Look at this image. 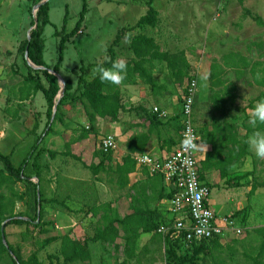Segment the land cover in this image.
Here are the masks:
<instances>
[{
    "label": "rangeland",
    "instance_id": "374dc122",
    "mask_svg": "<svg viewBox=\"0 0 264 264\" xmlns=\"http://www.w3.org/2000/svg\"><path fill=\"white\" fill-rule=\"evenodd\" d=\"M48 1L50 23L44 26L42 33L43 57L48 65L53 66L57 61L60 37L63 33L70 32L78 22L83 0ZM85 2L86 11L79 32L64 43L59 69L61 76L74 79L79 75L81 66H88L90 70L91 65L97 64L90 62H99L105 56L107 48L121 30L130 34L143 33L152 37L162 52L174 58L175 64L179 62L183 71L182 75L170 73L171 77L166 80L169 85L167 92L170 95V105L180 100L182 92L180 86L186 83L189 75L198 72L196 105L206 110L203 103L207 101L208 94V66L213 62L220 64H224L226 60L230 62L237 54H241L247 59L249 66H254L252 72L247 71L244 75L252 85H245L243 78L237 80L236 74L231 70L226 75L230 81L236 83L234 93L237 102L228 100L224 114L215 113L223 133L227 136L222 154H229L230 149L236 147L231 134H236L235 137L241 141L242 135L246 133L245 125L250 128L248 136L254 131L248 120L256 101L253 105L247 103L264 90V25L257 24L250 15L244 13V10L248 9L252 14L260 16L264 22V0H242V2L154 0L153 6L158 11V22L155 27L132 29L129 27H133L134 21L145 13L146 5L126 3L123 0H85ZM34 5L31 0H0V128H5V136L0 137V151L4 154L12 152L11 161L15 166H18L27 155L35 141V139L30 140V135L25 134L23 118L20 120L17 118L21 110L17 109L15 104V93L20 91L16 87L17 84L11 85L21 80L20 72L26 70L22 53L18 48L21 41L27 38L28 29L33 26L31 20L34 19ZM184 61L187 63L185 70ZM142 65L149 68L148 63L143 62ZM151 70L158 82L165 80V73L160 72L156 66ZM257 72L261 75L260 79H256ZM41 77L43 78V75ZM140 80L143 79L140 77ZM35 102L46 104L41 91L36 92ZM60 107L58 105L52 123L56 121ZM176 108L179 110V105ZM79 125L84 126L82 123ZM257 130L264 131V127H257ZM228 169V176L220 183L224 191L212 187L210 203L219 215L229 214L249 205L245 218L246 229L244 228L237 239L225 242L221 247L209 244L200 254L197 264H254L252 258H258L264 264V252H260L261 238L255 231L256 228L264 226V160L258 159L249 150V154L244 156L243 160H231ZM245 172L251 173L244 175ZM27 174L31 176L33 172L28 170ZM32 181L37 180L32 178ZM33 183L23 179L15 184L16 190L23 194L24 198L16 201L14 213L21 214L23 218L36 216ZM252 184H256V189L249 195ZM39 185L42 188L41 184ZM95 204L96 202L92 206ZM95 211L91 209L92 215L89 216L90 224L95 227L90 230L91 226H89L90 228L85 231V240H78L88 252V257L70 264H118L123 259L127 264H171L165 256L163 236L157 230L147 233L138 232V237L134 239V248L131 249L132 255L128 258L124 251L128 248L124 244L128 232H124L122 228H119V236L114 243L91 241L96 226L102 227L108 221L107 218L101 217L99 210ZM110 212L108 218L117 216L116 212ZM78 216L80 215L76 217ZM49 217L51 222L47 227L49 229L34 227L33 224L37 223V219L33 224H8L4 227L6 242L13 246L22 258L28 259L30 264H35L37 260L42 264H60L63 259L59 253L58 240L40 249V243L45 238L66 232H63L66 229H62L63 227H60L52 215ZM164 218L163 215L156 216V220L150 225L163 223ZM136 229L138 231L139 228ZM132 230L135 231V228ZM66 233L71 234V232ZM9 254H3L0 264H13L14 255Z\"/></svg>",
    "mask_w": 264,
    "mask_h": 264
},
{
    "label": "crops",
    "instance_id": "0c3cea01",
    "mask_svg": "<svg viewBox=\"0 0 264 264\" xmlns=\"http://www.w3.org/2000/svg\"><path fill=\"white\" fill-rule=\"evenodd\" d=\"M123 1L141 3L138 0ZM124 41L125 38H122L113 46L115 59H124L127 63L123 82L108 92L113 96V101L118 100V104L121 105L115 117L92 114L91 109L87 108L88 102L85 99L66 101L61 105L56 121L52 123L51 129L40 143L42 152L38 160L39 183L42 186L41 190L43 189V197L54 199V205L43 204L42 221H50L49 216L52 215L60 227L66 229L63 232H71L70 236L79 241L85 240V231L90 228L89 226H91L90 230L95 227L89 222L91 209L99 210L102 218L110 217V211L116 212L115 217L119 219L128 217L125 226L129 229L139 228V233L142 232L140 227L150 225L156 220V216L165 217V222H160L157 226L170 223L172 220L168 210L172 186L165 182L161 175L152 174L146 166L136 163L133 156L137 153H146L162 159L177 146L181 129L182 97L187 82L192 76L197 80L196 99L198 72L189 75L190 78H187L186 83L180 86L182 87L180 100L170 105V95L167 92L169 85L166 80L171 77L170 73L183 74L179 62L175 64L174 58L162 52L156 42L157 51L164 53L165 58L149 59L153 51L149 49L148 56L141 59L131 52L129 43ZM105 59L106 54L99 62L90 63H101ZM143 62L148 63V69L142 65ZM186 65L184 61V70ZM155 66L160 72L165 73V80L159 82L156 80L151 72ZM92 68L93 66H90V73L85 79L89 80L94 75ZM140 77L143 80H140ZM77 78L78 75L74 79L63 77L64 80L72 81L73 89L77 86ZM21 81L22 77L11 85L17 84L18 87ZM37 91L31 93L28 98L24 96L25 93H22L23 98L19 97V92L15 93V104L17 109L21 110L17 118L18 120L23 118L25 134L30 135L29 139L32 141L41 134L47 121V105L35 102ZM178 105L179 110L176 108ZM153 106L164 110L167 116L162 118L157 115L156 118L154 114L157 113L153 111ZM62 110L63 112H60ZM80 123L84 126H80ZM106 134L113 135L115 139V148L108 154L102 153L99 148V140ZM4 136L5 128H0V137ZM211 150V144L200 141L198 147L200 175L210 188L215 187L219 191H224L220 183L228 176L231 161L226 166L227 175L221 177L220 170L223 169V164L217 162L224 158L222 152L214 153V157L207 162V165H202L206 153ZM51 151L54 152L52 156ZM10 154L12 156V152ZM97 165L98 167L93 170ZM36 180L38 181L37 178ZM94 202L96 204L92 206ZM210 205L212 207L211 203ZM233 213L231 211L229 214ZM77 215L80 216L76 217ZM122 233L120 230V234Z\"/></svg>",
    "mask_w": 264,
    "mask_h": 264
},
{
    "label": "trees",
    "instance_id": "16d2710c",
    "mask_svg": "<svg viewBox=\"0 0 264 264\" xmlns=\"http://www.w3.org/2000/svg\"><path fill=\"white\" fill-rule=\"evenodd\" d=\"M31 1L36 4L41 0ZM138 1L146 5L147 10L143 15L139 17L134 26L129 27V29L143 28L145 26L153 27L158 22V11L153 6L154 0ZM239 1L242 2V0ZM49 8V1L40 5L36 13L37 23L35 28L30 31V38L23 39L18 48L22 53L23 62L26 66L25 72L20 73L22 81L21 84L17 87V89L20 91L19 97L23 98L22 93H25L24 96L28 98L31 93L37 90H41L43 92L47 105V121L43 131L35 139L30 151L23 158L20 164H18V166H15L12 163L10 153L4 154L0 151V260L3 254H9V252L7 251V247L3 244L1 238V224L3 222L5 227L8 224H33L35 223L34 220L38 219L37 223L33 224L34 227H43L45 229H49L47 227L51 224L50 221H42L44 206L43 204H52L54 202V199L44 198L43 192L39 185L40 164H38V160L42 152V148H40V143L45 137V135L48 133V131L51 129L53 121H50L52 107L54 105L55 97L59 90V83L55 74L59 73L64 43L75 33L79 32L80 24L83 20L86 11V2L85 0H83V6L79 13V19L74 28L70 32L63 33L61 35V40L58 43L57 61L54 63L53 66L48 65L43 57L44 38L42 37V33L44 30V26L50 23ZM244 13L246 15H250L257 24L264 25V22L260 16L252 14L248 9H245ZM65 20L66 15L64 16V22ZM31 24H34V19L31 20ZM56 33H58V31ZM126 36L130 40L129 49L135 56L144 59V57L148 56V50L152 49V55L149 56V59H153L156 57L160 59L165 58L166 55L164 53H160L157 51L155 41L152 37H149L143 33H137L132 35L129 34V32L126 33L124 32V30H121L116 35L110 46L107 48V58L101 63H97L91 66H97L98 64H102L104 67H111V63L116 60L113 46L120 39L125 38ZM25 50H27L28 59L35 65L43 66L44 69H35L29 66L24 56ZM226 61L227 62H225L224 64L213 62L208 67V94L207 101L203 103V107L206 106V110L196 105V99L194 102V114L192 119L199 133L200 141L204 144H211L212 146V150L206 153L205 161L202 162L203 166L207 165V162L211 160L212 157H214V153H221L223 147H225L227 143V136L223 133L219 118L215 114H224L225 104L228 100H231L234 103L237 102L236 95L234 93V91L236 90V83L230 81L226 77V75L231 70L236 74L237 80L243 78V83L245 85H252V82L244 75L247 71L252 72L254 66H249L248 61L244 56H242L241 54H237L235 59H232L230 62L228 60ZM49 69H51L52 72H49ZM15 73H17V71ZM89 73L90 70L88 66H81L79 68V75L76 84L77 86L75 89H73L72 81L70 79H65V91L57 104V108L58 105L61 106L66 101H76L78 99H85L88 102L87 108L91 109L92 114L96 113L97 115L102 117L109 116L110 118H114L117 110L121 107V105L118 104V100L117 102L113 101V96L111 94H108V92L109 90L113 89L116 85L101 82L97 75H92L89 80L85 79V76ZM41 75H43V78L41 77ZM261 98H264V90L259 92L255 97L251 98L247 104L253 105L254 101H257ZM154 116L157 118V114H154ZM247 117L248 116L246 115L245 118ZM245 127L246 133L242 135L241 141L235 137L236 134H231L232 138L234 139V142L236 143V147L235 149L231 148L229 154H224V158L219 159L217 162L223 164V169L220 170L221 177H225L227 175L226 166L230 164L231 160H243L244 156L249 154V148L248 145L245 143V140L248 137L250 128L248 125H245ZM257 127L261 128L264 127V125H258ZM53 154L54 152L51 151L50 155L52 156ZM97 167L98 165L94 166L93 170ZM28 170H31L33 172L31 176L27 174ZM250 173L251 172H245L244 175H249ZM32 176H35L38 181H32ZM23 179L31 183L34 182L33 187L35 189L34 203L36 207V216L34 218L27 216L29 220L23 218L22 215L19 213H14L16 201L22 200L24 198L23 194L16 190L15 184L17 181ZM37 188L39 193H37ZM255 189L256 184H252L249 195H251L255 191ZM248 208L249 205H246L244 208L236 210L233 213V216L237 218L239 225H241L245 229V218ZM104 217L107 218L108 221L102 227L96 226L95 231L91 235L90 240L114 243L116 238L119 236V228H122L124 232L130 231L125 235L124 238V244L125 246H128V248L124 249L125 255L127 256V258L130 257L133 251L131 249L134 248V239L137 238L139 234L137 229L133 231L131 228L129 229L125 226L126 222L128 221V217L123 219H119L117 217ZM157 227L158 226L156 224H152V226L142 225L141 231L151 232L152 230H156ZM255 231L259 234L261 238L260 252L262 253L264 252V226L256 228ZM163 239L166 247L165 256L171 264H197L200 254L206 250L209 244L211 246L213 245L216 247L222 246V243H220L217 239L203 240L198 243H192L188 245V247H185L180 240L172 239L168 235L164 236ZM57 240L60 243L59 253L63 257L60 264H70L75 260L85 259L88 257V252L81 246L79 241L70 236L69 233L45 238L40 243V249H44L45 246ZM7 245L8 248L11 250L12 255H14L13 264H30L29 260L22 258L21 255L18 254L13 248V246H11L8 242ZM252 260L254 264H262V261L258 260V258H252ZM35 264L42 263L37 260ZM118 264L127 263L126 260L123 259Z\"/></svg>",
    "mask_w": 264,
    "mask_h": 264
},
{
    "label": "built area",
    "instance_id": "2783aa9c",
    "mask_svg": "<svg viewBox=\"0 0 264 264\" xmlns=\"http://www.w3.org/2000/svg\"><path fill=\"white\" fill-rule=\"evenodd\" d=\"M197 92L195 77L187 82L181 101V129L177 146L162 159L146 153L133 156L136 163L147 167L152 174L161 175L172 186L168 199V210L172 215L170 223L161 224L157 232L163 237L180 240L185 247L203 240L217 239L220 243L231 242L244 231L233 214H217L209 203L211 188L203 181L199 171L198 147L200 136L194 125L192 114ZM158 116L167 113L153 106ZM101 152L108 154L115 148L111 134L99 140Z\"/></svg>",
    "mask_w": 264,
    "mask_h": 264
},
{
    "label": "clouds",
    "instance_id": "9594fccd",
    "mask_svg": "<svg viewBox=\"0 0 264 264\" xmlns=\"http://www.w3.org/2000/svg\"><path fill=\"white\" fill-rule=\"evenodd\" d=\"M125 43H129L128 37H125ZM127 72V63L124 59H117L111 63V67H104L98 64L94 69V75H97L101 82L119 85L123 82ZM259 72L256 74V79H260ZM249 125L254 131L247 137L245 143L248 145L258 159L264 160V131L257 130L258 125H264V98L255 102L254 107L249 113Z\"/></svg>",
    "mask_w": 264,
    "mask_h": 264
},
{
    "label": "water",
    "instance_id": "95a60500",
    "mask_svg": "<svg viewBox=\"0 0 264 264\" xmlns=\"http://www.w3.org/2000/svg\"><path fill=\"white\" fill-rule=\"evenodd\" d=\"M48 0H41L39 1L38 3H36L34 5V24L33 26H31L29 29H28V32H27V39L30 38V31L36 26V23H37V10L39 9L40 5L44 4L45 2H47ZM25 59L28 63L29 66H31L32 68H35V69H44L43 66H38V65H35L33 62H31L29 59H28V55H27V50H25ZM49 72H52L51 69H49ZM56 77L58 78V82H59V90L57 92V95L55 97V102H54V105L52 107V113H51V118H50V121L53 120L54 116H55V112H56V108H57V104L58 102L60 101V98L62 97L64 91H65V80L63 79V77L59 74V73H56L55 74ZM37 193H39L38 191V188H37ZM27 220H29V218H25ZM38 221V219L36 220V222ZM3 228H4V222L1 224V238H2V242L3 244L7 247V251L12 254L11 250L8 248V245H7V242H6V239H5V236H4V233H3Z\"/></svg>",
    "mask_w": 264,
    "mask_h": 264
}]
</instances>
